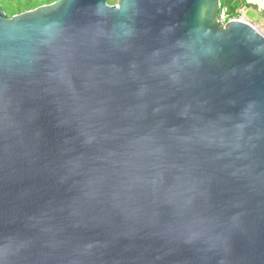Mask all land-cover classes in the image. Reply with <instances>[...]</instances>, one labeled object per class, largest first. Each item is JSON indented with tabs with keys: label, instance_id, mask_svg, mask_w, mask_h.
I'll return each instance as SVG.
<instances>
[{
	"label": "water",
	"instance_id": "95a60500",
	"mask_svg": "<svg viewBox=\"0 0 264 264\" xmlns=\"http://www.w3.org/2000/svg\"><path fill=\"white\" fill-rule=\"evenodd\" d=\"M219 8L0 6V264H264V33Z\"/></svg>",
	"mask_w": 264,
	"mask_h": 264
},
{
	"label": "trees",
	"instance_id": "16d2710c",
	"mask_svg": "<svg viewBox=\"0 0 264 264\" xmlns=\"http://www.w3.org/2000/svg\"><path fill=\"white\" fill-rule=\"evenodd\" d=\"M55 0H0V6L10 17L21 12L32 10L40 5L49 4ZM109 4H115L116 0H107ZM221 7L227 8L229 18L240 17V10L246 5L245 0H220Z\"/></svg>",
	"mask_w": 264,
	"mask_h": 264
},
{
	"label": "rangeland",
	"instance_id": "374dc122",
	"mask_svg": "<svg viewBox=\"0 0 264 264\" xmlns=\"http://www.w3.org/2000/svg\"><path fill=\"white\" fill-rule=\"evenodd\" d=\"M240 16L244 18L245 20L252 21V22H260L264 24V15L260 12H258L255 8L247 7V8H241L240 10ZM254 26H256L262 33H264V26L258 25L256 23H252Z\"/></svg>",
	"mask_w": 264,
	"mask_h": 264
},
{
	"label": "crops",
	"instance_id": "0c3cea01",
	"mask_svg": "<svg viewBox=\"0 0 264 264\" xmlns=\"http://www.w3.org/2000/svg\"><path fill=\"white\" fill-rule=\"evenodd\" d=\"M246 1V5L244 6V8L247 7H253L255 8L258 12L262 13L264 15V0H245ZM250 22V21H249ZM251 23H256L258 25H262L264 26V24L260 23V22H252Z\"/></svg>",
	"mask_w": 264,
	"mask_h": 264
},
{
	"label": "built area",
	"instance_id": "2783aa9c",
	"mask_svg": "<svg viewBox=\"0 0 264 264\" xmlns=\"http://www.w3.org/2000/svg\"><path fill=\"white\" fill-rule=\"evenodd\" d=\"M239 18H242L241 16ZM230 18L228 17L227 14V8L226 7H221L220 4V8L217 12V21L220 25H225L226 22L229 20ZM244 19V18H242ZM248 21V20H247Z\"/></svg>",
	"mask_w": 264,
	"mask_h": 264
}]
</instances>
